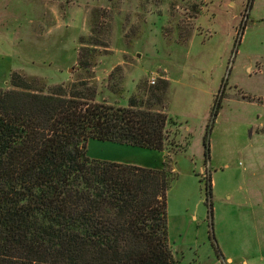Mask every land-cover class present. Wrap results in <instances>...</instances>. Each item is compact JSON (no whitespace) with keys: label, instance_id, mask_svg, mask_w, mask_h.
<instances>
[{"label":"rangeland","instance_id":"374dc122","mask_svg":"<svg viewBox=\"0 0 264 264\" xmlns=\"http://www.w3.org/2000/svg\"><path fill=\"white\" fill-rule=\"evenodd\" d=\"M83 46L99 102L170 82L164 151L90 139L87 156L166 168L179 264H264V0H0V88L86 76Z\"/></svg>","mask_w":264,"mask_h":264},{"label":"trees","instance_id":"16d2710c","mask_svg":"<svg viewBox=\"0 0 264 264\" xmlns=\"http://www.w3.org/2000/svg\"><path fill=\"white\" fill-rule=\"evenodd\" d=\"M96 54L80 49L86 76L68 84L14 71L0 88V264L180 262L169 242L166 168L86 153L90 139L164 151L170 82L160 78L126 106L99 102Z\"/></svg>","mask_w":264,"mask_h":264},{"label":"crops","instance_id":"0c3cea01","mask_svg":"<svg viewBox=\"0 0 264 264\" xmlns=\"http://www.w3.org/2000/svg\"><path fill=\"white\" fill-rule=\"evenodd\" d=\"M221 255V257H222V259H223V262L225 261V262H234V258L232 257V256H225L224 255V253H221L220 254ZM262 256L263 255H261V258H262ZM242 264H248V261L246 260V259H244L243 261H242Z\"/></svg>","mask_w":264,"mask_h":264}]
</instances>
